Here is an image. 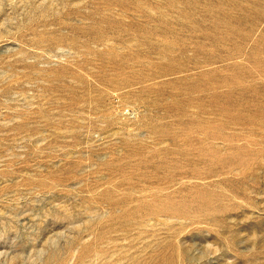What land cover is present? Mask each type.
<instances>
[{"label": "rangeland", "instance_id": "1", "mask_svg": "<svg viewBox=\"0 0 264 264\" xmlns=\"http://www.w3.org/2000/svg\"><path fill=\"white\" fill-rule=\"evenodd\" d=\"M0 264H264V0H0Z\"/></svg>", "mask_w": 264, "mask_h": 264}]
</instances>
